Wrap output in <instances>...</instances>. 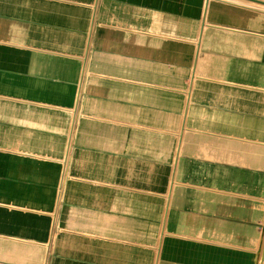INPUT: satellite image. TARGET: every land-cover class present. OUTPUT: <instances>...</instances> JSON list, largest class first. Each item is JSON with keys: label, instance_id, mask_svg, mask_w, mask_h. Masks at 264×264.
<instances>
[{"label": "crops", "instance_id": "obj_1", "mask_svg": "<svg viewBox=\"0 0 264 264\" xmlns=\"http://www.w3.org/2000/svg\"><path fill=\"white\" fill-rule=\"evenodd\" d=\"M0 264H264V10L0 0Z\"/></svg>", "mask_w": 264, "mask_h": 264}, {"label": "bare ground", "instance_id": "obj_2", "mask_svg": "<svg viewBox=\"0 0 264 264\" xmlns=\"http://www.w3.org/2000/svg\"><path fill=\"white\" fill-rule=\"evenodd\" d=\"M233 1L252 4L255 8H260L264 10V0H233Z\"/></svg>", "mask_w": 264, "mask_h": 264}]
</instances>
